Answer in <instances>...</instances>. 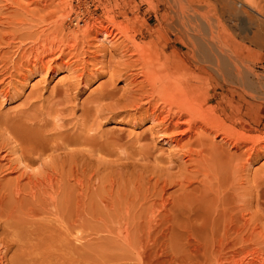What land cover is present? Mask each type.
Segmentation results:
<instances>
[{"label": "bare ground", "instance_id": "6f19581e", "mask_svg": "<svg viewBox=\"0 0 264 264\" xmlns=\"http://www.w3.org/2000/svg\"><path fill=\"white\" fill-rule=\"evenodd\" d=\"M3 1H6V4L4 9L1 8L4 11L0 14L2 16L0 17V86L7 80L6 84L12 82L15 78L26 82L30 76L42 73L43 70L47 73L51 66L65 69L69 73L68 85L52 96L51 105L48 104V108L54 110L52 113L58 114L60 109L54 107L66 102L64 99L71 96L68 92L77 89L78 85L86 80L91 66L92 68L95 65H99L100 68L108 66L110 72H108L107 85L100 88L97 95L91 99L90 103L94 106L89 105V108L85 109L93 107L92 110L95 108L94 110L97 111L96 114L93 110L94 115L103 114L100 109L103 104L101 106L100 101L106 98L113 100V104L108 102L109 105L111 104L108 105L111 110L120 109L122 112L132 109L137 113L142 112L140 114L151 122L145 136L149 142L142 149L143 155L149 154L155 143L162 141L164 145L169 146V152L173 156L181 158L180 161L183 159L187 165H184V162L182 165L185 167L180 165L184 171L183 173L180 170L182 173L180 175L184 174L181 177L183 179L179 176L177 178L180 180L174 178L177 179L175 181L171 180L172 176L169 180L166 176V179H161L162 176H159L161 180L159 177L158 179L153 177L155 179L153 182L149 179L153 183L150 184L153 191L150 190L151 188L149 190L152 192L146 190L143 196L144 205L140 202L142 212L149 213L148 217L144 216L145 221L142 213L143 220H140V224L141 221H145L143 226H138L139 229H134L135 231L127 227L128 231L135 233L127 232L123 237L133 250V253L131 252L133 255H130L132 259L134 257L136 259L134 264H264V176L254 177L250 181L249 176L245 174L251 161L264 153V137L249 134L254 131L255 126L250 125L245 119V114L248 113L241 112L242 105L237 104L233 107L229 103L234 109L231 114L226 111V107L218 109L216 104L207 105L214 95L207 89L203 91L201 87L204 81L207 85L214 80L228 85L238 84L240 87L258 86L257 81L250 80V70L244 65V55L248 52V46L245 42L232 40L220 20L225 12L232 13V9L236 10V3L233 0H163L164 12L160 15L162 24L167 27L170 23L175 24V33H180L190 44L191 53L186 57L176 48L172 49L169 55L166 54V43L159 46V41L165 37L166 32L162 25L150 31L151 38L147 42L142 44L136 42L135 37L138 34L134 20L132 21L130 13L121 12L117 4L114 12L105 7L107 15L103 19L96 15L97 7L89 11L87 5L85 7L81 5L80 0L75 2L74 0H27V2L23 1L24 3L16 0ZM248 2L249 8L255 14L264 17L261 12L264 0H258L257 3L254 0ZM8 8L12 10L9 9L8 12ZM240 11L248 19H264L253 16V13L241 7ZM55 13H60V16L56 18ZM117 18L120 20H116ZM258 37L259 35L254 32L249 39L251 42H257ZM242 39L247 37L244 36ZM8 49L10 52L5 51ZM112 52H118L119 58L125 56V60H121V66L113 65L116 57L112 56L114 55ZM131 69L137 70V73H130L133 78L129 83L132 85L131 88L127 86L129 76L125 77L128 81L127 90L122 94L124 99L120 98V100L118 99L120 96L117 97L118 90H115L114 81L122 78ZM243 103L246 104L245 101ZM105 107H102L103 110L107 108ZM35 110L41 114L42 110L39 111L37 108ZM51 111H48L49 114ZM86 112L88 113V110ZM37 113L34 116H37ZM42 122L41 125H44ZM45 123L47 124L46 120ZM51 123L54 125L55 121ZM22 124L14 125L19 126L17 127L19 131L25 130L24 135L21 136V132V135L16 132L20 138L12 134L9 141L10 143L13 141L15 146L19 147L16 146L19 155L14 158L12 154L11 157L22 166L18 167L14 164L15 166L12 167L13 163H8L11 157L7 160L4 157L6 151L2 153L3 155L0 154V264H102L96 258L99 252L97 247L92 249V253L91 251L85 253L82 252L85 247L82 249L68 243V236L71 233L68 232V211L65 209L67 201L63 204L64 207L59 206L57 200L60 198L56 200V196L49 195V200L41 202L44 195L40 196L39 192L42 191L43 194L44 190L47 191V186L52 187L53 180L50 175H45L47 172L44 174L45 171H42L43 168L40 166L41 170L36 169L34 173L37 161L46 158L44 155L46 151H51L56 161L55 153L60 155L59 151H63V154H68L69 146L76 140L75 137L80 135L76 134L74 138H70L68 131H63L67 129L62 127L61 132L58 131L55 136L53 133V138L49 136L46 141L41 125L30 122L28 127L27 123L23 128L21 126H24V122ZM61 126L60 124L59 129ZM84 127L82 125L81 129ZM5 129L9 132L7 128ZM32 129L34 131H31ZM86 134L84 130L81 131L78 140H83L82 135L86 137ZM25 136L26 148L21 142L23 141L21 138ZM142 137H136V141ZM1 138L3 136L0 140ZM4 138L6 140V137ZM93 139L95 138L91 136L88 139L91 140L90 142L86 138L81 141L84 145L88 142L95 147L97 139L94 144ZM79 141H77L78 145ZM6 144L9 146L8 142ZM80 144L82 145L81 142ZM73 145L71 146L73 148L78 146ZM87 146L82 150L85 153L88 147L90 151L91 146ZM4 147V145L0 146V150ZM12 148L11 151H16ZM91 154H88L89 158L92 157ZM43 161L41 160V164L45 163L48 170L47 163ZM55 166L52 167L54 174L56 172L54 169H57ZM18 171L19 176L15 173ZM41 171L46 177H40ZM14 173L17 175H14L15 178H13ZM6 175L8 178L5 177ZM24 176L26 182L20 179ZM20 180L25 184H21ZM60 186L62 187V184ZM167 186H171L172 190ZM141 199L140 196L139 200ZM59 207L62 208L61 213ZM138 218L139 216L133 218L135 226L138 225H136ZM80 244L86 246L85 243ZM113 263L115 264V261L108 264Z\"/></svg>", "mask_w": 264, "mask_h": 264}, {"label": "rangeland", "instance_id": "374dc122", "mask_svg": "<svg viewBox=\"0 0 264 264\" xmlns=\"http://www.w3.org/2000/svg\"><path fill=\"white\" fill-rule=\"evenodd\" d=\"M16 1L27 2V0H16ZM69 1H73V0H69ZM233 1L236 3L237 7L239 8L236 7V10L232 9L231 10L232 13L225 12L224 15L221 16L220 20L224 28L229 32L232 40L236 42H241V41L245 42V44L248 46V52L246 53L247 55L246 54L244 55V65L246 66L248 70H250V74H249L250 80H252V82L257 81L258 86L256 88H252V86L250 88L246 86L240 87L238 86V84H234L235 86L233 84H229L230 85L229 86L228 84H223L218 81L216 82V80H214V81H211L210 84H207V85L205 84V81H204L201 87L203 91L207 89L210 94L214 95L213 98H211L208 101L207 105L216 104L218 109L226 107V111L230 114L232 113L234 109L230 107L229 103L232 104L231 106L233 107H236L237 104L242 105L241 112L244 113L246 111L248 113V114H245V119H247V121L250 122V125L255 126L254 131L250 132L249 134H251L252 136L258 135V136L264 137V19H261V20L254 19V18L248 19V17L240 11V7L241 9L244 8L248 12L250 11V13H253V16L256 15L259 18H264V17H262L261 15L255 14L254 11H252L249 8L248 0H233ZM254 1H256V3L258 2V0H254ZM98 2H100V4H98ZM80 3H82L81 5L82 6L84 5V7L87 5V8L89 11H93V9L97 7L96 15L100 16L103 19H105L107 15L105 7H107L109 11L113 10L114 12L115 4H117L121 12L126 11L130 13L132 21L134 20L133 23L135 24L136 33L138 34L136 35L135 40L136 42H139L141 44L147 42L151 38V35L149 34L151 30L156 28V26L162 25L161 27H163V30H165L166 32H165V37H163L159 41L160 43L159 46H162L165 43L167 44L165 48V53L169 55L172 49L176 48L181 54L183 55L185 54L186 57L190 56L191 46L184 40L183 36L180 33L179 34L175 33L176 25L173 23H170L169 26L167 27L164 23L162 24L160 15L161 13L164 12V1L163 0H84V1L80 0ZM5 4H6V1L0 0V14H1V11L2 12L4 11L3 9L5 8ZM2 7L3 9H1ZM9 9L10 8L7 9L8 12H9ZM11 10L12 9H10V11ZM261 12H262V15H264V7H261ZM62 13H66V12H62ZM55 15H56V18H58L60 16V13H55ZM0 17L2 16L0 15ZM116 20H120V19L117 18ZM210 27H213V26L210 25ZM66 31L68 32V27ZM0 32H1V28H0ZM254 32H256L259 35L257 42H251L249 39L253 35ZM244 36H246L247 39H242V37L244 38ZM10 49L5 50V51L10 52L9 51ZM5 51H2V52H5ZM112 54H114L112 56L116 57L114 60L117 61V63L113 61V63H115L113 65L115 66L117 64V66H121L120 64H122L121 62L125 60V56L123 58H119L120 54H118V52L116 53L112 52ZM65 59L66 57L64 58V60ZM95 66L93 68L91 66L90 69L92 70L89 69L88 71L89 75L87 76L86 80H84V82L86 83L82 81L78 85L77 89H71L70 92H68V94L71 95L70 97L68 96L69 100L66 98L64 99V101L66 100V102H63L60 106L54 107V109L55 108L60 109L58 114L54 113L55 115L52 113L54 112V110L51 111V108L50 109L48 108V104L51 105L50 99L52 96L56 95L57 92L60 91V89L61 90L65 89L68 85L69 79L67 78H69L68 76L69 73L65 69H57L51 66L48 69L47 73H45V70H43L42 73H37L36 75L30 76V78H28L26 82L18 78H15L12 82H8L7 84L6 82L8 80L5 81V83L2 84L3 86L2 85H1L2 87L0 86V93H1L0 94V129H1L0 137L1 136H3V138L6 137V140L4 138L3 143H2L3 138H1L2 140H0L2 143V144L0 143V146L2 145L5 146L3 148L4 150L1 148L0 154L3 155L4 152L6 151L4 154L5 155L4 157H6V160L8 159V157H11L12 154L14 155V156L12 155V157L14 158H16L15 156L19 155V151L16 150L17 145L15 146L13 141L11 142L13 146L10 147V144H11L9 142L11 141L10 136L13 134L14 136L16 135L17 138L18 137L20 138V136L17 135V133L20 134V132L22 134L20 135L23 136L25 133V130H22V129L25 127L27 123L28 124L26 126L28 127V125H30L29 124L30 122L31 124H34L35 122V124L41 125V122L44 120L42 122V124L44 125H41V128L44 131L43 136H45L46 141H48V139L52 137L53 133L55 136V133L57 134L58 131L61 132L62 127H64L63 129L65 128L67 129L63 131H68L67 133L69 134L68 136L70 138L71 137L74 138L76 134L78 136L79 135L81 136V131L84 130L85 134L86 133L87 134H86V137L85 135L84 136L82 135L83 140L86 138L88 141V139H90L91 136L97 139V143H95L96 140L93 139V144L95 143L98 145L94 144L95 147H92L91 144H88V142H90L91 140H89L88 142L86 141L87 144L84 145L83 144L84 142H82L83 141L82 139H81L82 141L80 139H79L80 141L78 140L80 136L77 138L75 137L76 140L74 139L75 141L72 142L71 145L69 146L73 150L68 148V154H63L62 153L63 151L62 152L59 151L60 155H56L55 153L57 162L55 161V158L53 157L54 155L52 154L51 151H46L44 153L46 158H43L44 156L43 155L41 158L45 160L44 161L43 159L41 160L43 161V163L44 162L47 163L46 165H48V170H47V166L44 165L45 163L41 164V160L39 159L36 163L37 165H35L36 167L34 168L33 166L34 173H36L35 172L36 169H40L39 166L43 168L44 170L42 169V171H45L44 174L47 172L45 175L46 176L50 175L52 177L53 186L52 187L47 186V188L45 187L47 191L44 190L43 194H41L42 191L39 192L40 194L38 193L40 196L44 195L43 198L40 197L42 198V201L41 200L40 201L43 202V200L44 201L49 200V195L51 196L54 195L53 197L56 196L55 197L56 200L60 198L59 200H57L58 204L60 203L59 206L63 205L65 201H67V205L65 209L66 211H68V230H69L68 232L71 233V234L69 233L70 236H68L70 238V239L68 238V243L70 242L72 243L73 246L82 247V249H84L83 247H85L84 251H82L85 253L89 251H91L92 253V249L97 247V251L99 252L96 258H98L102 264L104 262L108 264L114 261H115V264H118V263L119 264H134L135 257L134 259H132V256L130 255L133 253V250L126 244V240L123 237H125V234L127 232L135 233L134 231L139 229V227L143 226V224L146 221L145 218L148 217L149 213L147 214V212L145 211L142 212L141 210L142 208L141 204L144 205V201H143L144 193L146 192V190H149L150 188H151L150 190L153 191V188L150 184H153L152 182L155 179H158L157 177L159 176L160 177L162 176L161 179H164V178L166 179L167 177L168 180L172 176L171 177L172 179L171 178L170 179L173 181L177 180L178 176L179 178L183 177L184 174L183 176L180 175L182 174L181 172L183 171L181 167L186 164L183 159L182 161H180L181 158H178L177 156H173V154L169 152V146L166 144L165 146L162 141L156 142L155 145L150 149V153L147 155H143L142 149L145 147L144 145L149 142V140L145 138V136L147 135L146 131L148 130V128H150L149 126L151 122L149 119L145 118L143 114H140L142 112L137 113L136 111L134 112V110L132 109H126L125 111H122V112L120 109L111 110L109 106L113 104V100L106 99V98L101 99L102 101H100L101 102L100 105L103 104V106L101 105L102 107L106 106L107 108H110V109L105 111L107 108L105 107L106 109L104 108L105 110H103V108L101 107L100 109L103 111V114H100L99 116H97V115H94L93 113L95 111L94 110L95 108L93 109L94 111L92 110L93 107L90 108L91 110L88 109L89 105L94 106V104L90 103L92 101L91 99L97 95V92L100 90V88L107 85V81L109 79L108 72H110V69L107 68L108 66L101 67V68L99 67V65H95ZM54 68L56 69V71H54L55 70ZM132 70L133 69L128 70V72L125 71L126 74L122 78H119L114 81L115 90L116 91L118 90L117 91L118 95H117V92H116V95L117 97L120 96L118 97V99L124 97L122 94L127 90L126 88L127 86L130 88L132 87L131 84L129 85L130 81L131 80L133 81V78L130 73L132 72L133 74L137 73V70L136 71L135 70L132 71ZM128 76H129V80H128L129 82L125 78V77L128 78ZM124 86H125V90H123ZM4 94L7 96H5ZM1 95L4 99L1 97ZM232 97H233V101H231ZM244 101L246 102V104L243 103ZM108 102L111 104L109 105ZM100 105H98V107ZM228 105L229 107H227ZM86 107H88L87 108L88 113L86 112L87 111L85 109ZM36 108L39 111L42 110L41 114L40 112L35 110ZM83 110H85V112ZM48 111H51V114H49L50 112ZM108 111H110V113ZM113 111L119 112V113L114 114L115 115L114 116L112 113H115V112ZM95 112L97 114V111ZM36 113H37L38 118L37 116H34L36 115ZM84 113H87V114H84ZM39 114L42 116V118H39L41 117ZM46 114H47L46 116L47 118L45 117ZM59 114H61V116ZM82 114L86 116H83ZM48 115H50L51 117L52 116L53 117L57 116V117L51 118ZM87 115H89L88 118H87ZM28 116L30 117L28 118ZM58 116H60L61 120L59 119ZM91 116L93 117L91 118ZM32 117L33 119H31ZM34 117L36 119H34ZM11 118L12 119L14 118V119L12 120ZM85 118H87L86 121H84ZM24 119L28 121L30 119L31 120L25 123L26 120L23 121ZM19 120L24 122V126H21L23 127L21 129L22 131H19L17 129V127H19L20 125H23L22 122L21 123L19 122ZM45 120L47 124L45 123ZM5 121L8 122V125H7V122ZM17 121L20 124L17 123ZM54 121L55 123L53 125V123L51 122H54ZM1 123L3 124L1 125ZM15 123L16 125L18 124L19 126L16 127L14 125ZM59 123L62 125L60 127L61 130L59 129V125H60ZM55 125L56 127H54ZM82 125L83 127L86 125L84 129L83 128L81 129ZM46 126L48 128H46ZM4 127L7 128L9 132L12 131L11 134L7 132ZM52 130H55V132H52ZM31 131H34V130L32 129ZM143 131H145V133H143ZM46 133L50 135H47ZM7 134H10V135L7 136ZM88 135H91V136H88ZM26 136L24 138H21V140H23L21 142L23 143V145L25 144L24 145L25 148L27 144L26 142H24L26 141ZM138 136H143V137L142 139H139L138 141H136V137ZM6 141L8 142L9 146H7ZM77 141H79V145ZM80 142L82 143V145L80 144ZM73 143L78 145L77 148L74 147L75 148L74 149L73 147H71ZM75 144L73 146H76ZM23 145H20V147H23ZM87 145L91 146L90 151L88 150L89 147ZM6 146L10 148L13 147L12 149L16 150L14 151L16 155L13 151H11L10 148L8 149ZM86 146L88 147L85 150L87 153L82 151L84 150V147L86 148ZM17 148L19 147L17 146ZM93 149H96V150L94 151ZM97 149L99 150V152ZM2 150L3 152H1ZM10 151L11 153H8ZM61 154L63 155L61 156ZM88 154L89 155L91 154L92 157L89 158ZM12 157L11 159L10 158L8 159L9 164L13 163V165L11 164L12 167L15 165L18 167L22 166V164L19 165V163H17L18 161H15L16 159ZM48 157L51 158L52 161ZM57 158H60V159L57 160ZM10 160L13 162H11ZM177 160L180 161L181 164H179L180 162H178ZM182 162H184V165H182L183 164ZM170 163L172 166H170ZM40 164L43 166H41ZM54 165H56L55 167H57V169L56 168L54 169L56 171L55 174L53 172ZM177 165L179 167H177ZM49 166L50 168L53 167L51 169L53 173L51 172ZM168 167L170 169L173 168V170L168 169ZM22 170H20V172ZM169 170L170 172H168ZM164 171H167V172H164ZM246 171L248 172H245V174L247 175V177L249 176L248 178L250 179V181L254 177L261 178L262 176H264V153L260 154L257 158L252 160L251 165ZM20 172L18 171L15 173H17L19 176ZM60 172H62L61 175H60ZM171 172L173 174H171ZM15 173L13 174V178H15L14 177ZM44 174L42 172L40 177H46L44 176ZM53 174L55 175V177L53 176ZM176 174H179V175L176 176ZM11 176H9V178H11ZM5 177L8 178L7 175ZM146 177H148V179ZM174 178H177V179H174ZM20 179L22 180L24 179L26 182L25 176L24 178L22 177ZM54 179H55V182H54ZM60 179H62L60 181L61 183L59 182ZM149 179H151L152 182H150ZM22 180H20L21 184H25V183H22L24 181ZM61 184H62V187L60 186ZM146 186H149V187H146ZM167 188L171 189V186H167ZM50 189L52 190L49 192ZM140 196L142 198L141 200H139ZM134 200H137V202ZM133 204L137 207V209ZM59 208H60L59 212L61 213L62 208L61 207ZM138 210H140L141 213ZM142 213H143V219L145 221L144 222L141 221V224H140V220H143L141 217ZM138 216H139L138 220L134 219L135 221L137 220L136 225L138 224L137 226H135L133 218L134 217L137 218ZM179 218H178V222L180 220ZM176 220L177 219H175V223L177 222ZM127 227H129L128 229L130 230H134V229L135 230L128 231ZM123 232H124V235H123ZM80 243H85L84 245L86 246H81L82 244ZM130 259H132L133 261Z\"/></svg>", "mask_w": 264, "mask_h": 264}]
</instances>
